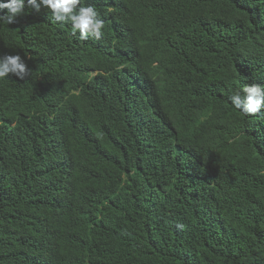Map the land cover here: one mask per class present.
<instances>
[{
  "label": "trees",
  "instance_id": "trees-1",
  "mask_svg": "<svg viewBox=\"0 0 264 264\" xmlns=\"http://www.w3.org/2000/svg\"><path fill=\"white\" fill-rule=\"evenodd\" d=\"M81 41L0 25V264H264V0H85ZM182 224L183 229L176 225Z\"/></svg>",
  "mask_w": 264,
  "mask_h": 264
},
{
  "label": "clouds",
  "instance_id": "clouds-1",
  "mask_svg": "<svg viewBox=\"0 0 264 264\" xmlns=\"http://www.w3.org/2000/svg\"><path fill=\"white\" fill-rule=\"evenodd\" d=\"M32 12L46 10L48 19L61 26L70 25L72 36L83 41L89 37L100 39L105 27L104 20L92 4L85 6V0H0V25L10 26L18 17ZM32 70L20 54L0 55V80L15 77L25 81ZM230 105L241 115L264 117V85L245 84L227 97ZM183 229L182 224L176 225Z\"/></svg>",
  "mask_w": 264,
  "mask_h": 264
}]
</instances>
